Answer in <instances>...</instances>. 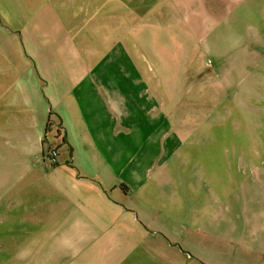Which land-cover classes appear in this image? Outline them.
Instances as JSON below:
<instances>
[{"label":"crops","instance_id":"crops-1","mask_svg":"<svg viewBox=\"0 0 264 264\" xmlns=\"http://www.w3.org/2000/svg\"><path fill=\"white\" fill-rule=\"evenodd\" d=\"M156 73L216 99L220 154L129 180ZM0 237L10 264H264V0H0Z\"/></svg>","mask_w":264,"mask_h":264},{"label":"rangeland","instance_id":"rangeland-1","mask_svg":"<svg viewBox=\"0 0 264 264\" xmlns=\"http://www.w3.org/2000/svg\"><path fill=\"white\" fill-rule=\"evenodd\" d=\"M153 29H161L162 25L152 24ZM176 45L177 50L173 51L169 56L170 61L175 64L179 58L181 51ZM177 70L176 67H172L171 71ZM155 80L160 87L159 91H154L149 88L150 83L146 81V86L143 85L144 90H140L145 97V109L142 110L141 119L144 122L141 131L143 140L138 147L133 140L134 131L131 129L128 134V154L121 155V165H123L124 172H127L129 180L132 179L130 172L133 169L145 170L147 176L152 177L153 170H158L160 167L165 166L168 162H184L190 160H201V156L206 154L205 139H212V144L209 147L210 154H213V148L216 153L213 155H219V148L217 144L213 143V139L217 141L218 135L216 131H212L210 125L214 129H219L223 124L222 116L213 114L211 107L215 105L216 99L196 98L195 93H191V97L187 96L189 101L185 100V92L180 97H170L169 86H171V77L169 75L162 76L158 73ZM169 80L168 82L166 81ZM176 87H174L173 91ZM178 91V90H177ZM176 91V92H177ZM178 93V92H177ZM190 95V92L188 93ZM207 95V94H206ZM193 101V102H192ZM192 102V103H191ZM211 102V104L209 103ZM192 107L190 110L185 107ZM155 111V113H153ZM160 112V113H158ZM130 117V123L132 122V116ZM152 119H157L155 124H152ZM62 126H57L56 132L61 131ZM63 138V137H62ZM48 144V143H47ZM46 144V145H47ZM45 149L56 150V147H50L48 144ZM63 145L60 146V148ZM187 154L193 155L189 156ZM47 159L48 163L52 166L63 165L69 160L75 166L77 174L86 177L91 180H95L98 184L104 185L98 177L100 174L98 171L101 169L100 161L93 163H86L85 157L82 155V148L79 146L75 148V152H69L67 155H58L56 160L52 157ZM97 159H100L97 157ZM161 163H163L161 165ZM177 163V162H176ZM171 164L170 166H174ZM94 184V183H93ZM47 197V198H46ZM40 201L43 198L45 203L48 202L47 195H40ZM114 199L119 200V194L114 196ZM6 237H0V253L3 252L6 244L2 242V239ZM14 260V258H12ZM10 259L4 257L0 259V264H10Z\"/></svg>","mask_w":264,"mask_h":264},{"label":"trees","instance_id":"trees-1","mask_svg":"<svg viewBox=\"0 0 264 264\" xmlns=\"http://www.w3.org/2000/svg\"><path fill=\"white\" fill-rule=\"evenodd\" d=\"M57 133L59 134V131H57ZM54 152L58 153V150L56 149V150L52 151L50 149H44V151H43L44 159L47 160V159H51L49 157H52L54 160H56L57 154H56V156H53Z\"/></svg>","mask_w":264,"mask_h":264},{"label":"built area","instance_id":"built-area-1","mask_svg":"<svg viewBox=\"0 0 264 264\" xmlns=\"http://www.w3.org/2000/svg\"><path fill=\"white\" fill-rule=\"evenodd\" d=\"M52 151H54V150H52ZM56 154H57V153L54 152V153H53V156H56ZM57 155H58V154H57ZM43 158H44V156H43Z\"/></svg>","mask_w":264,"mask_h":264}]
</instances>
